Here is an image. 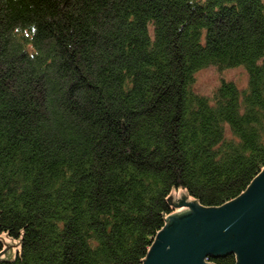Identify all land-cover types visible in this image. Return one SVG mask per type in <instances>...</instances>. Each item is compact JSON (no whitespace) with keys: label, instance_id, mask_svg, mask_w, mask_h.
<instances>
[{"label":"trees","instance_id":"obj_1","mask_svg":"<svg viewBox=\"0 0 264 264\" xmlns=\"http://www.w3.org/2000/svg\"><path fill=\"white\" fill-rule=\"evenodd\" d=\"M263 169L264 0H0V264H143Z\"/></svg>","mask_w":264,"mask_h":264},{"label":"water","instance_id":"obj_2","mask_svg":"<svg viewBox=\"0 0 264 264\" xmlns=\"http://www.w3.org/2000/svg\"><path fill=\"white\" fill-rule=\"evenodd\" d=\"M182 199L175 208L190 211L168 217L143 264H212L210 258L228 254L236 255V264H264V169L243 194L220 207Z\"/></svg>","mask_w":264,"mask_h":264},{"label":"rangeland","instance_id":"obj_3","mask_svg":"<svg viewBox=\"0 0 264 264\" xmlns=\"http://www.w3.org/2000/svg\"><path fill=\"white\" fill-rule=\"evenodd\" d=\"M222 81H233L242 89L246 88L248 84V75L244 68H233L220 70L215 67H208L199 70L195 75L194 90L201 95L213 97L215 90L222 83ZM182 195L186 197L185 202H193L188 194L179 189L172 194L173 202L179 205V201L183 202ZM184 211H190L187 207L176 208L172 214H180Z\"/></svg>","mask_w":264,"mask_h":264}]
</instances>
